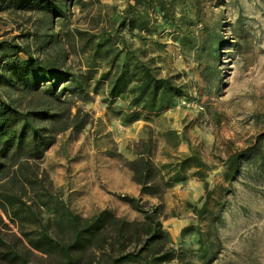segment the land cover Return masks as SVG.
<instances>
[{"label": "rangeland", "instance_id": "374dc122", "mask_svg": "<svg viewBox=\"0 0 264 264\" xmlns=\"http://www.w3.org/2000/svg\"><path fill=\"white\" fill-rule=\"evenodd\" d=\"M55 1L64 3L67 17H53V29L46 31L45 12L37 6L6 7L0 0V40L84 73L86 38L108 29L128 0ZM163 1L177 25L163 19L159 5L138 4L152 31L134 30L126 38L147 50L158 76H177L186 95L128 123L119 113L125 101L112 102L104 86L97 87L102 65L89 70L80 89L69 78L54 77L53 104L62 117L40 123L49 145L28 159L18 177L23 157L14 159L0 178V200L7 193L17 196L53 234L50 195L82 217L108 209L141 221L143 213L119 197L129 195L144 209L155 208L167 246L182 250L190 264H264V0ZM50 33L57 37L45 36ZM31 100L27 96L22 106L31 109ZM145 145L158 176L154 196L140 194L130 169ZM236 151L246 152L235 167L227 159ZM193 153L204 166L198 170L189 159L181 171L185 178L169 179L172 164ZM2 202L7 209L0 205V264H14L1 258L9 249L25 255L28 264H49L45 254L28 249L9 201ZM22 224L30 228L39 221Z\"/></svg>", "mask_w": 264, "mask_h": 264}, {"label": "trees", "instance_id": "16d2710c", "mask_svg": "<svg viewBox=\"0 0 264 264\" xmlns=\"http://www.w3.org/2000/svg\"><path fill=\"white\" fill-rule=\"evenodd\" d=\"M131 1H127L118 15H112L114 22L108 29L102 27L96 34L86 38L82 46L87 66L84 73L62 68L52 60L39 59L22 46L0 40V178L5 176L6 169L17 157L23 158L19 160L15 176L18 177V171L22 175L21 170L27 168L28 159L38 157L49 145V141H45L40 123H56L62 117L58 112L60 110H56L58 105L55 104V107L53 104V100L58 99L53 92L54 77L69 78L80 89L90 77L89 70L102 65L103 70L96 81L97 87L104 86V94L108 100L125 101V104L119 107V113L128 123L140 116L167 109L177 98L186 95L185 87L176 82L177 76H158L152 58L145 57L147 50L134 47L126 38L128 34L134 35V30H144L148 33L152 31L146 27V10L138 9V4L159 5L158 11L162 13L163 19L177 25L173 13L170 14L171 10L163 0ZM1 2L8 4L6 7L14 8L23 6L24 3L37 6L45 12L43 19L46 31L53 29L50 24L53 17H67L62 1ZM35 36L37 37L38 33ZM45 36L53 38L57 37V33ZM19 51L25 53V57H20ZM27 96L32 98L27 105L32 107L31 109L22 106ZM66 124L67 121H64L63 125ZM147 150L145 145L141 151L136 152L137 157L130 161V169L133 179L140 186V194L154 196L158 193V176ZM245 152L236 151L231 154L227 159L229 165L235 166L236 161ZM189 159L195 160L194 166L198 170L204 166V162L196 154L185 155L175 165L172 164L169 179L183 180L185 176L181 171ZM29 183H35V180L29 178ZM2 196L0 205L7 209L2 201H9V215L17 220L28 249L45 254L49 264H190L189 260L184 259L182 250L177 251L174 247L167 246L169 238L155 208L144 209L136 197L119 195L132 208L143 213L141 221L118 217L108 209H102L90 217H82L70 210L61 199L50 195L56 226L51 234L40 222L35 211L25 206L17 196L8 193ZM10 197L15 198L14 202H11ZM35 221H39V224L30 228H25L22 224H33ZM1 254V258L14 264H28L25 255L10 249Z\"/></svg>", "mask_w": 264, "mask_h": 264}]
</instances>
